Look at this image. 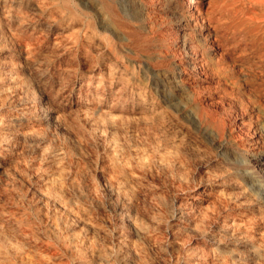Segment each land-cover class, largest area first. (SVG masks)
<instances>
[{
	"label": "rangeland",
	"instance_id": "rangeland-1",
	"mask_svg": "<svg viewBox=\"0 0 264 264\" xmlns=\"http://www.w3.org/2000/svg\"><path fill=\"white\" fill-rule=\"evenodd\" d=\"M187 1L0 0V264H264V0Z\"/></svg>",
	"mask_w": 264,
	"mask_h": 264
},
{
	"label": "bare ground",
	"instance_id": "bare-ground-1",
	"mask_svg": "<svg viewBox=\"0 0 264 264\" xmlns=\"http://www.w3.org/2000/svg\"><path fill=\"white\" fill-rule=\"evenodd\" d=\"M38 1V0H37ZM149 1V0H148ZM72 3V2H71ZM86 3H88V2H86ZM164 3V2H163ZM197 3H198V0H188L187 2H186V4H185V8L182 10V11H184L183 12V18H184V14L185 13H190L191 15H194V14H196V15H200L199 14V12L197 11V10H199L198 8H197ZM155 4H157V3H155ZM72 5V4H71ZM121 5V4H120ZM168 5V4H167ZM174 5V4H173ZM77 6V5H76ZM91 7V6H90ZM184 7V6H183ZM92 8V7H91ZM115 8V7H114ZM171 8V7H170ZM182 8V7H181ZM167 9V8H166ZM118 12V11H117ZM156 14V13H155ZM163 13H161V15H162ZM166 14V13H165ZM172 14V13H171ZM173 14H175V13H173ZM178 14H179V12H178ZM158 16V15H157ZM189 16V15H188ZM201 16V15H200ZM200 16H197L198 18L200 17ZM179 17V16H178ZM177 17V18H178ZM180 17H181V15H180ZM182 18V19H183ZM198 18H196V19H198ZM205 18V17H204ZM203 17H200L199 18V21H202L203 19H204ZM151 19H153V18H151ZM155 19H156V17H155ZM154 19V20H155ZM181 19V18H180ZM186 21V20H185ZM184 21V22H185ZM187 22V21H186ZM202 22H204V21H202ZM188 24V23H187ZM204 24V23H203ZM178 30V29H177ZM130 32V31H129ZM174 32H176V31H174ZM180 32V31H179ZM186 33V32H185ZM182 34V33H181ZM184 34V33H183ZM208 34V33H207ZM211 34V33H210ZM173 35H175L176 36V33L175 34H173ZM209 35V34H208ZM183 36V35H182ZM187 36V35H186ZM213 36V35H212ZM211 36V37H212ZM180 37H181V35H180ZM175 38V37H174ZM177 38H178V36H177ZM182 39H184V37H182ZM214 39V38H213ZM176 40V39H175ZM212 41V40H211ZM185 42V41H184ZM133 43V42H132ZM213 45H215V44H213ZM213 48H214V46H212ZM216 47V46H215ZM30 53V52H29ZM198 59V58H197ZM202 59V58H201ZM199 61V60H198ZM193 63V62H192ZM195 63V62H194ZM197 63V62H196ZM202 63H203V61H202ZM205 63V62H204ZM197 65V64H196ZM195 66V65H194ZM204 65H202L201 63H200V67L202 68ZM172 78V77H171ZM5 133V132H4ZM232 136V135H231ZM244 161V160H243ZM6 209V208H5ZM184 218V217H183ZM229 223V222H228ZM191 228V227H190ZM226 237V236H225ZM47 238V237H46ZM13 252V251H12ZM28 256V255H27ZM25 257V256H24ZM192 257V256H191ZM48 263V262H47Z\"/></svg>",
	"mask_w": 264,
	"mask_h": 264
}]
</instances>
